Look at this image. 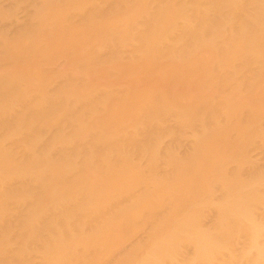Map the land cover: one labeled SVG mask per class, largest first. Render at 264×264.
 <instances>
[{
  "label": "bare ground",
  "instance_id": "obj_1",
  "mask_svg": "<svg viewBox=\"0 0 264 264\" xmlns=\"http://www.w3.org/2000/svg\"><path fill=\"white\" fill-rule=\"evenodd\" d=\"M0 264H264V0H0Z\"/></svg>",
  "mask_w": 264,
  "mask_h": 264
}]
</instances>
